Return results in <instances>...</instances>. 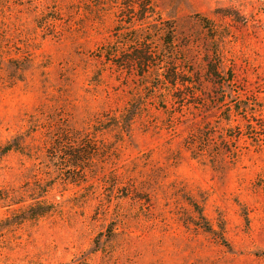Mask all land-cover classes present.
Masks as SVG:
<instances>
[{
  "label": "rangeland",
  "instance_id": "1",
  "mask_svg": "<svg viewBox=\"0 0 264 264\" xmlns=\"http://www.w3.org/2000/svg\"><path fill=\"white\" fill-rule=\"evenodd\" d=\"M8 146L0 264H264V0H0Z\"/></svg>",
  "mask_w": 264,
  "mask_h": 264
},
{
  "label": "trees",
  "instance_id": "2",
  "mask_svg": "<svg viewBox=\"0 0 264 264\" xmlns=\"http://www.w3.org/2000/svg\"><path fill=\"white\" fill-rule=\"evenodd\" d=\"M164 51L168 52V50L166 49H164ZM152 55L153 53L151 52V50L147 48L142 53H139V55L135 58V61L141 67L145 68L146 66H149L152 63L153 61ZM182 75H183L182 72H180L178 69L172 70L170 77L171 78L170 81L172 82L170 83L168 82L167 85L171 84L175 91H179L180 89L186 88L188 86V83L183 80V78L181 77ZM157 92L162 95V90H160L158 87H154V92H153V94L155 95L153 96L154 98L157 97L158 95ZM249 111H250L249 109H246L247 114H249ZM58 149H60V146ZM11 150L12 149L9 146L3 148V150L0 152V157L5 156ZM200 151H201L200 153L204 152V150H200ZM65 155H67L70 158L71 160L70 166L75 169L82 168L83 165L86 163L85 162L86 159L84 158V154H82V152L66 153ZM46 192L47 190L45 189L41 190V185L38 184L30 188L28 195L30 196L29 200L31 201V203L28 206L24 207L23 209L22 208L19 209L20 212L21 211L23 213L25 212V216H23L21 219L35 220L40 218L41 216H45L50 213L52 207L44 200Z\"/></svg>",
  "mask_w": 264,
  "mask_h": 264
}]
</instances>
